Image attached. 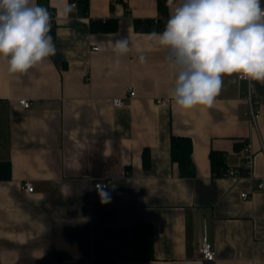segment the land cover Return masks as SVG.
I'll return each mask as SVG.
<instances>
[{"label":"crops","instance_id":"1","mask_svg":"<svg viewBox=\"0 0 264 264\" xmlns=\"http://www.w3.org/2000/svg\"><path fill=\"white\" fill-rule=\"evenodd\" d=\"M160 1L168 4L90 0L84 16L78 5L63 13L70 0H35L53 11L57 51L24 74H9L0 60V162L12 168L11 179L0 180V264H206L203 236L215 264H264V84L252 82L262 102L258 129L247 114L248 83L235 75L223 78L212 106L178 110L157 32L134 29L136 20L164 17ZM110 19L116 32L90 31L91 21ZM122 38L129 51L117 68L113 49ZM116 98L126 105L114 107ZM173 135L192 140L193 178L171 160ZM245 142L252 175L216 177L211 151L226 154L228 170H242L244 149L234 147ZM100 180L113 186L95 189ZM136 224L153 229V260L133 259Z\"/></svg>","mask_w":264,"mask_h":264},{"label":"clouds","instance_id":"2","mask_svg":"<svg viewBox=\"0 0 264 264\" xmlns=\"http://www.w3.org/2000/svg\"><path fill=\"white\" fill-rule=\"evenodd\" d=\"M168 6L165 27L153 36L175 72L169 97L178 110L212 106L225 76L264 84L262 0H168ZM74 9L65 4L62 11ZM50 29L49 10L35 0H0V60L9 74L27 73L56 54ZM113 50L118 68L128 39L116 40Z\"/></svg>","mask_w":264,"mask_h":264},{"label":"trees","instance_id":"3","mask_svg":"<svg viewBox=\"0 0 264 264\" xmlns=\"http://www.w3.org/2000/svg\"><path fill=\"white\" fill-rule=\"evenodd\" d=\"M71 3L76 2L80 7L84 16L89 15L90 0H70ZM160 13L164 15L159 20H136L134 21L135 31L144 30L151 32L155 30L157 33L163 31L165 24L169 18L167 1L159 2ZM51 17H54L53 11L49 10ZM119 23L115 19L107 21L95 20L90 22V31L92 33H113L118 30ZM55 23L51 25L49 35H55ZM248 143H236V152L242 151ZM193 144L188 137L172 136L170 140V155L173 163L178 165L182 178H193L195 176V168L192 161ZM144 165L148 166V152L144 151ZM211 169L216 177H223L226 173V154L219 151H211L210 153ZM12 177L11 164L8 162H0V180H10ZM132 254L136 261H150L154 258L153 229L150 225L136 224L132 230Z\"/></svg>","mask_w":264,"mask_h":264},{"label":"built area","instance_id":"4","mask_svg":"<svg viewBox=\"0 0 264 264\" xmlns=\"http://www.w3.org/2000/svg\"><path fill=\"white\" fill-rule=\"evenodd\" d=\"M75 5V8L77 7V3L74 2L72 3ZM262 7H264V4L262 3ZM54 22V17H51V25ZM94 51H98V48H94ZM244 81V80H242ZM248 83V90L245 93V100L247 101L248 104V111L247 114L250 118V123L251 127L254 129H258V121L261 117V108H262V102L259 98V96L254 92L253 87H252V82L251 84ZM129 97H134L135 96V91L133 90L132 87H129L127 89ZM20 105L28 109L31 107V103L27 100H21ZM113 105L114 107H124L126 105V99L125 98H116L113 100ZM245 156H244V167L242 170H237V169H229L224 173L223 177L227 178H243L246 176H251L253 173L254 169V155L250 151V145L247 144L244 148ZM113 186V182L111 180H100L94 184L95 189H109ZM23 189L26 193H33L35 190V187L32 182H26L23 185ZM258 189L264 191V181H261L258 185ZM242 198L246 199L248 198L247 194H243ZM199 256L202 261L206 264H215L217 258H216V251L207 238V236H203L200 245H199Z\"/></svg>","mask_w":264,"mask_h":264}]
</instances>
